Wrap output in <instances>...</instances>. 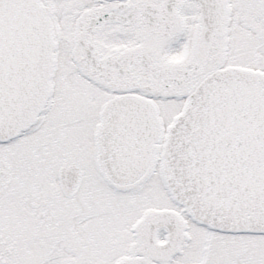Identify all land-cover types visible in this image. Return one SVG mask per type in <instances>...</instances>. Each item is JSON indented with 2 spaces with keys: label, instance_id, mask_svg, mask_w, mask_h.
<instances>
[{
  "label": "snow or ice",
  "instance_id": "1",
  "mask_svg": "<svg viewBox=\"0 0 264 264\" xmlns=\"http://www.w3.org/2000/svg\"><path fill=\"white\" fill-rule=\"evenodd\" d=\"M0 264H264V0H0Z\"/></svg>",
  "mask_w": 264,
  "mask_h": 264
}]
</instances>
